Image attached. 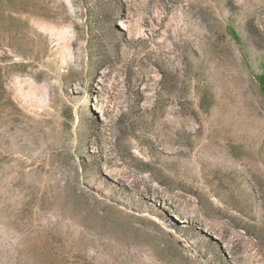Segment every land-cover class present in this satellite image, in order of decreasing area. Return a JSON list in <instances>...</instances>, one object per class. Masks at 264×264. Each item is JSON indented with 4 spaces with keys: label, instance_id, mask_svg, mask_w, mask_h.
Here are the masks:
<instances>
[{
    "label": "rangeland",
    "instance_id": "1",
    "mask_svg": "<svg viewBox=\"0 0 264 264\" xmlns=\"http://www.w3.org/2000/svg\"><path fill=\"white\" fill-rule=\"evenodd\" d=\"M264 0H0V264H264Z\"/></svg>",
    "mask_w": 264,
    "mask_h": 264
},
{
    "label": "trees",
    "instance_id": "2",
    "mask_svg": "<svg viewBox=\"0 0 264 264\" xmlns=\"http://www.w3.org/2000/svg\"><path fill=\"white\" fill-rule=\"evenodd\" d=\"M263 84V89H264V83H262Z\"/></svg>",
    "mask_w": 264,
    "mask_h": 264
}]
</instances>
